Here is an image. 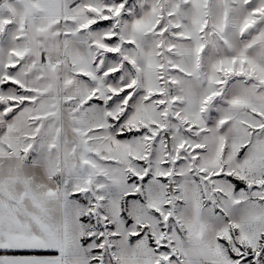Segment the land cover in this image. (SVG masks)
<instances>
[{
  "label": "snow or ice",
  "instance_id": "1",
  "mask_svg": "<svg viewBox=\"0 0 264 264\" xmlns=\"http://www.w3.org/2000/svg\"><path fill=\"white\" fill-rule=\"evenodd\" d=\"M0 264H264V0H0Z\"/></svg>",
  "mask_w": 264,
  "mask_h": 264
}]
</instances>
